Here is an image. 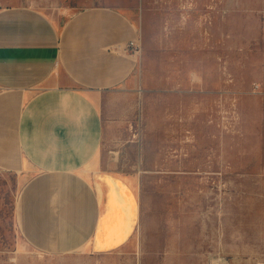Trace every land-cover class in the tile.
<instances>
[{"label":"rangeland","instance_id":"374dc122","mask_svg":"<svg viewBox=\"0 0 264 264\" xmlns=\"http://www.w3.org/2000/svg\"><path fill=\"white\" fill-rule=\"evenodd\" d=\"M106 8L137 30L136 48H115L134 73L99 106L101 170L135 177L131 237L39 251L16 217L28 177L0 169V264H264V0H0L55 27V50L71 16ZM22 105L0 108V134Z\"/></svg>","mask_w":264,"mask_h":264},{"label":"crops","instance_id":"0c3cea01","mask_svg":"<svg viewBox=\"0 0 264 264\" xmlns=\"http://www.w3.org/2000/svg\"><path fill=\"white\" fill-rule=\"evenodd\" d=\"M23 14L0 13V108L23 104L8 115L17 126L12 121L0 134V169L28 177L17 205L20 230L50 254L119 249L138 217L136 182L101 170L99 106L136 69L131 56L115 51L136 40V27L120 10H85L65 22L55 50L57 29ZM40 88L46 92L33 95ZM116 228L127 237L101 247Z\"/></svg>","mask_w":264,"mask_h":264},{"label":"built area","instance_id":"2783aa9c","mask_svg":"<svg viewBox=\"0 0 264 264\" xmlns=\"http://www.w3.org/2000/svg\"><path fill=\"white\" fill-rule=\"evenodd\" d=\"M128 48H130V49H132V48H136L137 46L134 44V43H132V42H130L128 45Z\"/></svg>","mask_w":264,"mask_h":264},{"label":"bare ground","instance_id":"6f19581e","mask_svg":"<svg viewBox=\"0 0 264 264\" xmlns=\"http://www.w3.org/2000/svg\"><path fill=\"white\" fill-rule=\"evenodd\" d=\"M132 43H134V42H132ZM122 47H123V45L119 46L120 49H122Z\"/></svg>","mask_w":264,"mask_h":264}]
</instances>
